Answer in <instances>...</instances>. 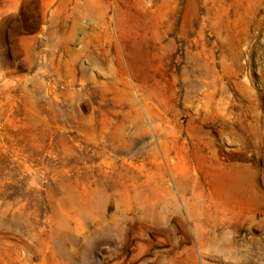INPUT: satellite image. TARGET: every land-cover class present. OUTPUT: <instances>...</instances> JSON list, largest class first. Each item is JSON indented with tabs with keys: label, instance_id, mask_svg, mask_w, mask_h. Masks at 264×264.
Segmentation results:
<instances>
[{
	"label": "rangeland",
	"instance_id": "rangeland-1",
	"mask_svg": "<svg viewBox=\"0 0 264 264\" xmlns=\"http://www.w3.org/2000/svg\"><path fill=\"white\" fill-rule=\"evenodd\" d=\"M0 264H264V0H0Z\"/></svg>",
	"mask_w": 264,
	"mask_h": 264
}]
</instances>
